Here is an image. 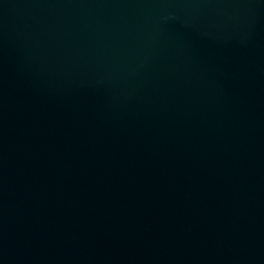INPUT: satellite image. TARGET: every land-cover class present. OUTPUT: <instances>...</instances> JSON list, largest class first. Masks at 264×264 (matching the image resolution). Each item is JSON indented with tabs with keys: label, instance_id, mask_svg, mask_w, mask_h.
Returning <instances> with one entry per match:
<instances>
[{
	"label": "water",
	"instance_id": "obj_1",
	"mask_svg": "<svg viewBox=\"0 0 264 264\" xmlns=\"http://www.w3.org/2000/svg\"><path fill=\"white\" fill-rule=\"evenodd\" d=\"M0 264H264V0H0Z\"/></svg>",
	"mask_w": 264,
	"mask_h": 264
}]
</instances>
